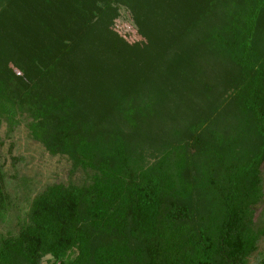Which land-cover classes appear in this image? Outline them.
I'll return each instance as SVG.
<instances>
[{
  "label": "trees",
  "instance_id": "trees-1",
  "mask_svg": "<svg viewBox=\"0 0 264 264\" xmlns=\"http://www.w3.org/2000/svg\"><path fill=\"white\" fill-rule=\"evenodd\" d=\"M17 117L85 178L31 199L0 264H248L264 238V0H0Z\"/></svg>",
  "mask_w": 264,
  "mask_h": 264
},
{
  "label": "rangeland",
  "instance_id": "rangeland-1",
  "mask_svg": "<svg viewBox=\"0 0 264 264\" xmlns=\"http://www.w3.org/2000/svg\"><path fill=\"white\" fill-rule=\"evenodd\" d=\"M130 16L124 8L115 30L126 41L133 43L140 38L132 29ZM24 119H16L11 124L0 119V171L4 175L5 191L9 198L7 215L0 222V233L12 231L16 222L28 211L31 199L48 185L84 181L81 172L70 174V162L62 156L50 155L42 145L34 141ZM263 199L254 209L257 226L264 225V166L262 168ZM44 259L43 264L46 263ZM264 259V238L257 244V250L248 258V264H258Z\"/></svg>",
  "mask_w": 264,
  "mask_h": 264
}]
</instances>
